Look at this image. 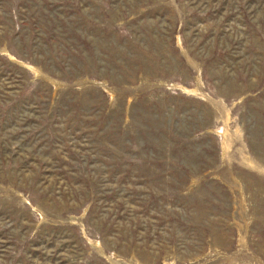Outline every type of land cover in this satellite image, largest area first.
<instances>
[{
    "label": "rangeland",
    "instance_id": "1",
    "mask_svg": "<svg viewBox=\"0 0 264 264\" xmlns=\"http://www.w3.org/2000/svg\"><path fill=\"white\" fill-rule=\"evenodd\" d=\"M0 264H264V0H0Z\"/></svg>",
    "mask_w": 264,
    "mask_h": 264
}]
</instances>
